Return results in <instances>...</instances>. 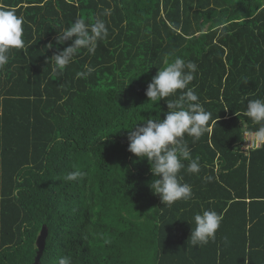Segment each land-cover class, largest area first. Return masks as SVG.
<instances>
[{"label": "trees", "instance_id": "trees-1", "mask_svg": "<svg viewBox=\"0 0 264 264\" xmlns=\"http://www.w3.org/2000/svg\"><path fill=\"white\" fill-rule=\"evenodd\" d=\"M0 7L23 16L25 41L0 67V264H35L43 227L39 264L58 256L72 264H264V146L242 147L252 127L247 101L264 99V0H0ZM97 16L109 35L95 54L80 49L54 71L50 58L71 44L57 43L59 31ZM176 56L198 66L188 87L211 113V131L195 143L185 135L201 171L181 170L192 198L169 207L149 187L147 158L128 151L127 128L166 115L175 96L153 102L145 92ZM85 65L95 70L77 78ZM76 169L86 175L62 179ZM202 209L223 219L215 241L192 246L190 221Z\"/></svg>", "mask_w": 264, "mask_h": 264}, {"label": "clouds", "instance_id": "clouds-1", "mask_svg": "<svg viewBox=\"0 0 264 264\" xmlns=\"http://www.w3.org/2000/svg\"><path fill=\"white\" fill-rule=\"evenodd\" d=\"M102 15L110 16L111 9H104ZM23 23V16H18L14 8L0 7V67L9 62L11 50L24 48ZM108 35L106 21L100 16H97L94 22L82 18L75 19L71 25L60 30L56 37L58 44H64L66 41H71V44L63 50H58L50 58L53 70L65 69L73 62L80 49L94 55L98 41L106 39ZM47 47L52 48L53 44L49 43ZM197 68L196 63L186 61L180 56L171 61L166 59L164 66L159 67L157 74L148 83L145 92L153 102L175 96V99H167L166 115L162 119L149 118L143 125L136 123L127 128L130 130L128 151L140 159L147 158L154 176L149 187L154 194L160 196L162 203L169 207L177 201H188L192 198L191 185L183 182L181 170L186 168L189 174H198L201 171L200 157H192L190 147L184 139L185 135L191 137L195 143L205 132L211 131L208 127L211 113L200 102L194 89L188 87L194 80ZM85 69L77 73V78L90 75L95 70L88 65H85ZM178 90L180 94L177 96ZM243 115L252 123V127L244 128L243 140L250 141L244 150L249 146H264V99L248 100ZM185 161L188 162L187 165ZM85 175V172L76 169L68 172L62 179L74 181ZM206 179L210 180L211 177ZM222 219L221 215L211 209H202L196 213L190 221L194 225L189 238L191 245L202 247L210 241H215ZM55 264H72L71 257L58 256Z\"/></svg>", "mask_w": 264, "mask_h": 264}, {"label": "water", "instance_id": "water-1", "mask_svg": "<svg viewBox=\"0 0 264 264\" xmlns=\"http://www.w3.org/2000/svg\"><path fill=\"white\" fill-rule=\"evenodd\" d=\"M47 235H48L47 228L43 227V229L41 231V234H40V236L38 238L39 252H38L35 264H39V261L41 259V256L43 254V251H44V248H45V245H46V237H47Z\"/></svg>", "mask_w": 264, "mask_h": 264}, {"label": "built area", "instance_id": "built-area-1", "mask_svg": "<svg viewBox=\"0 0 264 264\" xmlns=\"http://www.w3.org/2000/svg\"><path fill=\"white\" fill-rule=\"evenodd\" d=\"M248 143H250V141H245V140H244V142H243V144H242L243 149H245V145L248 144ZM254 148H256V147H254V146H249L246 150H251V149H254Z\"/></svg>", "mask_w": 264, "mask_h": 264}]
</instances>
